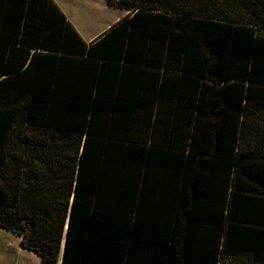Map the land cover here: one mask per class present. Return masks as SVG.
Here are the masks:
<instances>
[{
  "label": "trees",
  "instance_id": "obj_1",
  "mask_svg": "<svg viewBox=\"0 0 264 264\" xmlns=\"http://www.w3.org/2000/svg\"><path fill=\"white\" fill-rule=\"evenodd\" d=\"M0 0V228L40 264H264V0Z\"/></svg>",
  "mask_w": 264,
  "mask_h": 264
},
{
  "label": "rangeland",
  "instance_id": "obj_2",
  "mask_svg": "<svg viewBox=\"0 0 264 264\" xmlns=\"http://www.w3.org/2000/svg\"><path fill=\"white\" fill-rule=\"evenodd\" d=\"M86 42H92L129 13L108 6L107 0H56ZM118 1V0H115ZM0 264H40L23 250L16 235L0 228Z\"/></svg>",
  "mask_w": 264,
  "mask_h": 264
},
{
  "label": "crops",
  "instance_id": "obj_3",
  "mask_svg": "<svg viewBox=\"0 0 264 264\" xmlns=\"http://www.w3.org/2000/svg\"><path fill=\"white\" fill-rule=\"evenodd\" d=\"M56 3H57V1L56 0H54ZM20 239V238H19Z\"/></svg>",
  "mask_w": 264,
  "mask_h": 264
}]
</instances>
